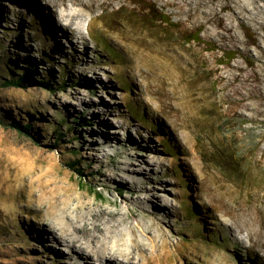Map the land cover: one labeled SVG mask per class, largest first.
I'll return each instance as SVG.
<instances>
[{"label":"rangeland","instance_id":"1","mask_svg":"<svg viewBox=\"0 0 264 264\" xmlns=\"http://www.w3.org/2000/svg\"><path fill=\"white\" fill-rule=\"evenodd\" d=\"M21 1L0 0V264H264V0H127L84 40Z\"/></svg>","mask_w":264,"mask_h":264},{"label":"bare ground","instance_id":"2","mask_svg":"<svg viewBox=\"0 0 264 264\" xmlns=\"http://www.w3.org/2000/svg\"><path fill=\"white\" fill-rule=\"evenodd\" d=\"M126 1L127 0H45L44 5L48 8L46 12L47 15L44 14V12H42V14L47 20L49 17L54 16L60 22L62 26L61 33L65 34V36H74L84 40V25H86L87 29H91L95 20L103 16H108V14L114 12L117 7L126 6ZM21 3L37 6V2L34 0H22ZM38 10L41 9L38 8ZM48 22L49 21H47V24ZM73 47L76 49L75 45ZM59 53L62 55V52ZM162 102L165 104L163 100ZM91 220L92 219L87 218V221L91 222ZM69 224L73 226V232L81 237L82 242H94L103 239L105 236L104 231L92 229L91 226L85 227L79 220L69 221ZM109 256H111V254L107 253L105 260H108L110 258ZM116 262H118L117 259H109L106 263L116 264Z\"/></svg>","mask_w":264,"mask_h":264},{"label":"trees","instance_id":"3","mask_svg":"<svg viewBox=\"0 0 264 264\" xmlns=\"http://www.w3.org/2000/svg\"><path fill=\"white\" fill-rule=\"evenodd\" d=\"M29 79L28 74H27V69L23 70V72L21 73V75L19 77H17V79H8L5 80L2 84L3 86H13V87H17V88H21L24 86L25 82H27ZM36 84H40L42 86H45V88L49 89L50 87L46 84V83H36ZM35 84V85H36ZM10 127L14 128L15 130H17L20 133H25L26 135L31 137V133H30V125H21L20 123L13 121L10 123ZM219 158L220 160H222V162L228 163V165H232V160L234 161V156L232 153H225L224 151H222L219 154ZM76 161H72L70 163H68L69 166L73 167ZM81 173V171H79Z\"/></svg>","mask_w":264,"mask_h":264}]
</instances>
